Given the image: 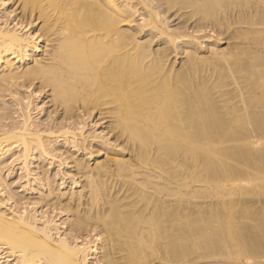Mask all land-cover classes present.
Returning <instances> with one entry per match:
<instances>
[{
	"label": "bare ground",
	"instance_id": "obj_1",
	"mask_svg": "<svg viewBox=\"0 0 264 264\" xmlns=\"http://www.w3.org/2000/svg\"><path fill=\"white\" fill-rule=\"evenodd\" d=\"M0 264H264V0H0Z\"/></svg>",
	"mask_w": 264,
	"mask_h": 264
},
{
	"label": "rangeland",
	"instance_id": "obj_2",
	"mask_svg": "<svg viewBox=\"0 0 264 264\" xmlns=\"http://www.w3.org/2000/svg\"><path fill=\"white\" fill-rule=\"evenodd\" d=\"M223 47H225V46H223Z\"/></svg>",
	"mask_w": 264,
	"mask_h": 264
}]
</instances>
